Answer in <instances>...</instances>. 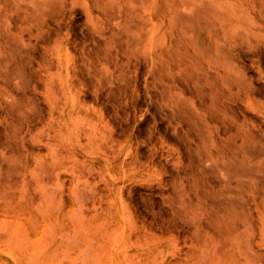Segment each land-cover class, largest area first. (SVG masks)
Returning a JSON list of instances; mask_svg holds the SVG:
<instances>
[{"label": "bare ground", "instance_id": "bare-ground-1", "mask_svg": "<svg viewBox=\"0 0 264 264\" xmlns=\"http://www.w3.org/2000/svg\"><path fill=\"white\" fill-rule=\"evenodd\" d=\"M14 3L0 15L30 36L21 61L48 91L47 112L0 121L13 125L0 146V264H264V0H250L252 26H207L205 42L188 27L160 28L175 0ZM77 10L91 20L81 38ZM163 86L180 100L191 92L197 118H187L206 133L209 157L245 162L248 185L223 184L198 211L175 202L173 181L194 169L169 171L163 145L137 138V98ZM49 145L56 159L38 161L34 148Z\"/></svg>", "mask_w": 264, "mask_h": 264}, {"label": "rangeland", "instance_id": "rangeland-1", "mask_svg": "<svg viewBox=\"0 0 264 264\" xmlns=\"http://www.w3.org/2000/svg\"><path fill=\"white\" fill-rule=\"evenodd\" d=\"M175 1L176 3L172 6V8H165L162 11L161 15L165 16L167 21H164L165 23L160 22V28L174 26L176 29H180L181 27H188L187 29L189 34H194L196 38L197 34H199L200 37H198V40L202 42H205L206 40V31L203 29L207 26H229V30H232L234 28H247L254 24V21L251 19L249 14L253 12V8L250 7V0ZM5 3L7 9L13 8V6L16 5L14 3V0H0V6ZM179 3L183 4V6H178ZM3 19V16L0 15V121L7 111L11 112L12 115L17 118H21L25 115L31 114L34 117H37V115L35 114L38 113H41L42 116L45 115L46 117L47 108L45 105V96L48 91L40 82L35 86V78H31L29 76V67L27 66V64H23L21 61L23 57L21 48L24 45L27 46L30 41V36L28 35L27 31L18 33V29L9 26L11 24L8 23V21L6 23ZM90 24L91 20L84 12H82L81 10H77L74 13L73 28L75 29L79 38H81V30H86V28H88ZM31 41L33 42L34 40L31 39ZM162 42L163 41L161 40V35L153 39L154 46H157V48L161 46ZM143 43V51L147 54L148 44L150 43L149 35L144 37ZM163 69H166V65ZM143 72H145V68L143 69ZM154 72V76L155 78H157V73L159 72L158 65ZM249 72L251 71H248V73ZM175 74L178 75L177 72ZM248 75H253V73H249ZM176 77V79H179L178 76ZM160 87L157 88V90L151 91V98H149L148 96V98L146 96L144 97V94L143 96L141 94L137 98L138 103L135 102L137 103L135 104L137 115L140 116L144 113L143 115L145 116H141L142 123H139V130L137 129V138L139 134L138 140L140 141L148 140L147 142L152 141L151 143L153 145H163L160 152H164L162 154L159 153L160 156H158L157 158L162 162L164 166L167 167L169 171H172L173 167L175 168V166H180V164L181 167H184L185 164V167H189L190 165L194 169L191 170V168H188L190 172H192V175H188V179L187 181L185 180L186 182H184V185L179 182L175 183V180L173 181L174 191L171 196L174 198L175 202H181L182 204L189 206V208L187 209H189L190 212L198 211L197 207L199 208L203 206L204 208L206 206L205 203L215 202L214 196H216V194H214V191L215 189H218V187H221L223 184L227 182H229L230 184L231 181L232 186L239 185L240 187H242L244 186L243 183H245V185H248L244 177L243 183H240L242 182V178H239L238 176L239 173L242 174L244 170L245 172L247 171L246 167L244 168V166H246L245 162L241 161L243 163L242 164L240 163V161H235V159H223L222 157L219 158V156H212V158L209 157V153L206 152V147L207 149L208 147L210 148L211 142L207 143L208 137L206 138V133L204 132V130L201 132L195 131L197 130L195 125L191 120L189 122L187 118L191 116L193 119L197 118L196 113L193 110L191 111L190 107L188 106L190 103L185 101V99L189 98L188 95H190L191 97V92L188 91L189 94L185 93L183 95L184 97H182V99L180 100L178 95L171 92L168 86H163L162 88ZM152 94L155 95L153 96ZM162 97H164V99ZM161 98L164 101H162ZM148 99L154 100H150L153 103H151ZM163 102H169V104H164ZM140 108H142V110H144L145 112L141 110L140 114ZM171 108L174 109L173 112H175V114L172 112ZM177 114H179L180 118H177L176 120L175 118ZM183 116L185 118H183ZM246 118L253 120L252 116H250L249 114H246ZM181 119L182 124L180 125V122L178 121ZM149 129H153L154 131H150ZM155 130L157 131V133ZM175 130H178L177 132L181 137L176 134ZM34 131L36 132L38 131V129L33 130V132ZM149 131L152 132V134ZM12 132L13 125L6 126L5 123L0 124V146L3 147L5 145L4 141L6 140V136H12ZM195 133L202 134L196 135ZM188 134L189 137L191 136V139L187 137L184 138L185 136H188ZM148 135L150 136L148 137ZM159 135L161 138L159 137ZM157 137H159L160 140ZM154 139L158 140L155 141ZM187 140L189 142H187ZM186 147L191 150L189 151ZM34 149H36L34 150V152L38 153V155L36 156L34 153V156L38 161L42 160L45 161V163L50 161L52 162V160L56 159L57 157L55 156L57 154L56 150L52 145H49L47 148L39 147V149ZM168 150L173 153L168 154ZM141 151L144 153L147 152L146 147H142ZM175 151H177V154H175ZM179 156L180 159H178ZM201 157L202 161L200 162L199 160L201 159ZM188 159H190L192 162L188 161ZM208 162H211L213 164L215 162L216 164L215 166H213V164L210 163L209 165ZM206 164L210 166V170L208 167H206ZM258 166L259 163L255 162L254 167L256 169H259ZM204 168H208V170ZM242 169L244 170L242 171ZM210 174H212L214 178L212 177V175L210 176ZM208 175L212 178L207 179L206 176ZM237 178L238 180H236ZM227 179L230 180L228 181ZM207 180L209 182V186L206 182ZM212 181L213 183L210 184V182ZM210 186H212V188ZM153 200L155 209H158L162 205V197L160 195H155L153 197Z\"/></svg>", "mask_w": 264, "mask_h": 264}]
</instances>
